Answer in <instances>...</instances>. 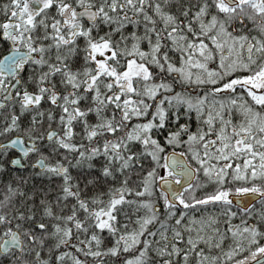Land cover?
I'll return each mask as SVG.
<instances>
[{"label":"snow or ice","instance_id":"snow-or-ice-1","mask_svg":"<svg viewBox=\"0 0 264 264\" xmlns=\"http://www.w3.org/2000/svg\"><path fill=\"white\" fill-rule=\"evenodd\" d=\"M0 264H264V0H0Z\"/></svg>","mask_w":264,"mask_h":264}]
</instances>
